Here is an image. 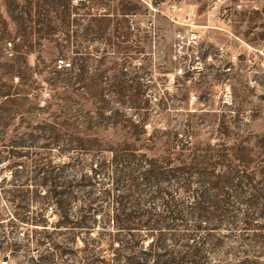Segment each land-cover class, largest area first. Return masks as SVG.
<instances>
[{
    "label": "trees",
    "instance_id": "obj_1",
    "mask_svg": "<svg viewBox=\"0 0 264 264\" xmlns=\"http://www.w3.org/2000/svg\"><path fill=\"white\" fill-rule=\"evenodd\" d=\"M152 3L157 5L154 0ZM122 4L124 13H129L141 10L143 0ZM52 9L51 5L40 12L49 20ZM30 53L33 51H24V62L33 73L35 67L27 60ZM50 53L71 61L59 63V69L48 78L49 97L43 99L36 92L39 85L35 80L23 77V88L12 92L9 87L0 103V166L4 165L0 168V197L13 209L6 216L0 207V223L6 221L13 229L33 226L31 240L36 246L49 243L39 262L31 264H94L96 246L104 242L99 248L107 253L100 260L104 264H207L203 261L210 251L206 244L216 246L223 241L213 229H231L237 240L243 241L242 236L255 225L253 219L264 218V206L243 209L231 204L234 196L242 198L248 188L254 190L250 195L256 202L264 196V163H259L264 160L250 146L230 144L228 132H221V142L205 147L178 140V133L169 130L155 129L147 136L145 113L129 115L118 110L107 115L112 109L110 100L75 92V82L86 79L87 57L79 58V73L74 78L76 63L70 51ZM123 83L129 84V80ZM119 101L136 108L141 99L130 95ZM91 111L112 125L89 119ZM18 114H22L21 121L9 132L8 126ZM113 116H117L115 122ZM53 146L65 154L76 149L89 153L90 158L98 155V162L83 172L81 155L58 165L49 152L32 154L27 150ZM252 162L256 165L251 175ZM68 167L80 171L78 180L67 179ZM1 170H8L9 176L1 175ZM256 173L263 174V183H252ZM98 174L112 183L110 188L98 189ZM180 192L192 195L193 200L177 197ZM111 197L114 214H105L103 224L113 221L112 230L86 240L85 235L92 233L98 221L95 212L103 211ZM145 202L150 206L140 207ZM49 207L55 212V221L50 220ZM50 225L69 231H49ZM19 234L29 238L25 231ZM80 236L86 244L84 256L77 255ZM148 237L151 240L146 243ZM259 242L264 240L255 239L253 250L233 248L236 260L228 264H264L262 250L255 249ZM11 246L22 245L14 240Z\"/></svg>",
    "mask_w": 264,
    "mask_h": 264
},
{
    "label": "rangeland",
    "instance_id": "obj_2",
    "mask_svg": "<svg viewBox=\"0 0 264 264\" xmlns=\"http://www.w3.org/2000/svg\"><path fill=\"white\" fill-rule=\"evenodd\" d=\"M124 1L129 5L136 3V0H0V103L6 99L2 94L9 87L12 92L23 88V77L35 80L39 85L36 92L43 99L48 98L52 92L48 78L59 69V63L71 61L57 59L50 52L65 49L76 63L74 78L79 73V58L87 57L86 79L84 83L75 82V92L110 100L112 109L107 115L118 110L129 115L145 113L147 136L155 129L169 130L178 133V140L201 147L221 142V132H228L230 144L248 145L264 160V0H154L157 5L152 0H143L141 10L129 13L123 11ZM51 5L48 20L40 11ZM193 32L198 34L196 42L189 40ZM26 50L33 51L27 56L28 63L35 67L33 73L24 62ZM124 80H129L132 86L124 84ZM130 95L141 99L138 107L121 105L120 98ZM143 100H148V104ZM90 113L87 117L94 122L112 125ZM21 115L10 123L9 132L19 124ZM116 118L113 116L112 122ZM27 150L32 154L49 152L58 165L81 155L83 172L96 166L99 158L98 155L90 158L89 153L81 154L76 149L65 154L58 146ZM255 165L253 162L250 165L251 175ZM9 173L1 170L3 176ZM79 175L80 171L68 167L67 179L78 180ZM262 175L256 173L252 183H263ZM98 180L101 191L112 185L101 174ZM248 190L243 199L234 196L231 204L243 209L263 207L264 196L256 202L250 195L254 190ZM177 197L187 202L193 200L192 195L184 192ZM112 199H107L103 211L95 212L98 221L92 233L85 235L86 240L112 230L113 221L103 224L105 214H114ZM1 200L2 212L6 216L11 214V206ZM145 203L140 207L150 206ZM53 211L49 207L50 220L55 221ZM253 224L242 236L243 241L237 240L231 229H213L223 241L216 246L206 244L210 251L203 261L228 264L236 260L231 253L233 248L253 250L255 239L264 240V218L253 219ZM32 229L33 226L26 225L13 229L6 221L0 223V259L9 254L11 264L39 262L49 243L37 247L35 240H31ZM48 230L69 231L53 225ZM19 231H25L29 238ZM14 240L22 246L12 247ZM150 240L148 237L146 243ZM85 245L80 236L78 256L86 254ZM102 246L105 242L96 246L94 264H104L100 260L107 253L99 251ZM255 249L262 250L264 260V243L259 242Z\"/></svg>",
    "mask_w": 264,
    "mask_h": 264
},
{
    "label": "built area",
    "instance_id": "obj_3",
    "mask_svg": "<svg viewBox=\"0 0 264 264\" xmlns=\"http://www.w3.org/2000/svg\"><path fill=\"white\" fill-rule=\"evenodd\" d=\"M198 38V34L196 32H193L189 35V40L190 42H196ZM0 264H11V259H10V255H4L1 259H0Z\"/></svg>",
    "mask_w": 264,
    "mask_h": 264
}]
</instances>
